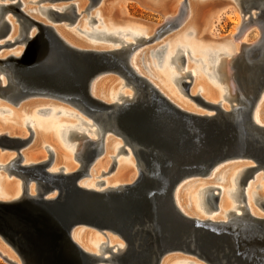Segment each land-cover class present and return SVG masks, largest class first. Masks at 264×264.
I'll use <instances>...</instances> for the list:
<instances>
[{
    "label": "bare ground",
    "instance_id": "1",
    "mask_svg": "<svg viewBox=\"0 0 264 264\" xmlns=\"http://www.w3.org/2000/svg\"><path fill=\"white\" fill-rule=\"evenodd\" d=\"M18 1H20L22 4V10L26 15L44 26L54 28L56 33L74 49L80 51L115 52V50H118L127 44L137 47L130 62L136 71L141 76L148 79L154 86H156L160 92L182 112L190 114L198 119L201 118V120L205 121L206 124L202 123V121L199 119L200 122L198 125H195V121H199L198 119H194L190 123L185 121L187 126H192V134L190 138L192 145L190 146V149H187V151H190L189 153L192 154V157L187 158L186 160H181L180 158L178 159L174 157L173 161L169 160L168 163L170 164L171 172L177 173V169H182V171H190L192 167H202L212 160H219L221 155L226 153L228 150L238 151L239 148L234 144L233 141L229 139L228 135L224 133L227 131L226 126H233L235 123H237L238 128H236V131L239 129L238 132L240 134L241 132H247L251 140L254 138L252 141L259 145L256 144V146H253L247 143L245 146H252V148L247 147V151L256 150L259 152L258 157L248 152V154L238 156L236 159H226L225 161L218 163L212 169L211 173L205 178L191 177L183 179L175 188L174 200L177 208L185 216L194 218L200 222L211 221L214 224L223 225V228L228 233H226V236L231 242H233L234 247H236V249H243L250 255V257L254 259L251 260V264H257L260 260L263 261L264 255H261L260 253L264 254V239L258 230L255 229L256 227L251 225L244 213L246 210H248L249 213L254 217L264 219V216H262L257 211V207L253 205V200H257L259 210L264 212V199L259 198L258 193L251 190V181L253 180L256 182V180L259 178L258 174H260V172H264V129H255L251 125L249 117L242 115L238 108L250 105V101H252L253 97L257 95V89L260 87V82L264 77V0H234L237 2L238 9L236 11L239 21L236 23L237 25L235 31L221 41L200 39L206 30L198 20V11L200 10L199 7L200 5H204L209 2H215L211 0H202L206 1L207 3H201L199 2L200 0H184V2L178 5V8L174 13L168 12V7L172 5L174 0H141L143 2V6L147 10L156 12L164 17V23L162 25L155 26L147 25L146 23H140L137 21H123L121 19L112 22L113 20L109 18L104 9V3L106 0H88V5L86 0H58L52 2V4L61 2L73 3L80 17L84 13L88 14L86 21H89V23H93L91 22V20H94L93 12H98V18L104 22L103 28H99V25L91 27V29L87 31H82L81 29L77 28L78 26L75 28L78 29L82 35L88 38L89 43H81L76 41L72 39L71 35L68 34L64 28L56 27L55 25L46 23L45 21L34 16V14L39 13L48 21L55 23L66 22L59 19L53 13V10L63 13L65 12V9L70 6V4L52 7H44L41 5L37 9H33L31 7L24 9V3L27 4L26 1L13 0L11 3ZM50 1L51 0H36L32 3L42 4ZM3 4L8 5L10 3H8L6 0H0V5ZM95 9L97 10L94 11ZM4 13V10L0 8V35L4 30L3 17L9 21L11 24V29L6 37L0 36V100L9 102L13 105H19L26 100L28 101L34 98L47 100L50 99L64 103L65 105L74 108L79 112L80 115L85 116L87 119L74 112L66 110L65 112H57L58 110H55L54 108L43 109L38 112V118L45 120L39 122L40 126L48 130L53 129V125H51L47 120L51 117H55L57 114H61L62 116H72L79 119L76 125H71L70 127L64 125H61L63 127L60 126V138L63 146L64 148L69 149L73 154L69 157L60 152V150H58L57 144H55V142L51 139L47 140V144L44 145L43 143L42 145L43 140L40 139L39 134H37L34 129L35 119L33 118H31L32 120L28 119L25 123V126L31 133V135L27 138L23 137L21 128H0V136H8L12 139L19 138L26 140L27 142L26 145H24L20 150H17V148L13 145L14 143L0 144V148H2L4 152L11 150L16 153L15 156H12L6 152L2 157H0V171H6L9 176L21 180L20 184L19 182L13 181V179L7 180L4 178L0 185V201L13 202L25 198L23 195L24 178L15 166V159L18 157V155L22 156L23 164L28 166L48 162L49 159L53 157V161L49 169L50 172L57 174L62 171L67 175H71L78 170L84 169L86 164L89 162V159L92 156L93 150L95 148L87 142L89 140L96 141L103 138V152L90 164L88 175L80 178L78 183L79 187L86 190L106 193L116 190L121 191L125 188V185L131 184L138 179L139 169L145 170V172L148 174L149 170L146 171L147 167L145 162L147 152L145 151L153 148H146L140 143L135 142V140H133L132 137L127 134V131L121 128L119 119L117 117V112H121L127 103L137 104L150 102L152 100L149 95L150 91L140 87L133 78L118 72L113 74H100L95 76V78H93L89 83L90 95L94 99L111 106V109L106 111H97L92 107L87 111L84 106L78 105L76 103L69 104L68 101L64 99L62 100V98H52L53 96L51 97V94H48L46 91L37 96H30L15 102L14 99L19 94L15 79L13 77V70L17 66L14 63H10L11 65L7 67L4 65V62H7L12 56L15 58L23 57L29 43V38H34L38 34V30L34 27L28 31V22L25 19L16 18L11 12L4 16ZM11 15L16 19L15 23L11 21ZM221 16L222 12H219L215 22L212 23V32H215L217 26L216 23L220 21ZM110 22L114 24V27L117 30H109L107 25H109ZM96 24H99V21L96 22ZM170 24H176V26L169 27ZM180 27L191 31V36H196V41L192 39L188 40V42L194 47L200 48V46H198L199 41H202L203 45L206 46L213 47L218 45L221 47L220 50L217 51L210 48L203 49L201 51L203 57L201 59H197L194 57V51L193 49L190 50V47L180 45L175 51H173L170 41L165 40V44L168 42L166 45L160 46L163 44L162 41V44L160 43L159 46L154 45L155 47L146 52V54L143 53L144 50L140 52V50L147 45L156 44V42L162 40L166 34L177 30ZM124 28L127 30L124 31ZM254 28L258 30L259 39L253 44H248V34L254 30ZM5 49L11 51L7 53L4 51ZM230 49H232L233 52H231ZM188 51L190 52V56L192 55L194 62L198 63L197 65L199 67L197 68L199 71L203 73L204 76L209 78L212 83L219 85L221 82H228V85L224 87L225 91L222 89L220 96L210 86H207L205 79L204 81L203 79H197V74L192 70V68L191 72H189V60H186V62L182 64L181 58L184 56L187 59V57H189ZM141 54L142 57L139 59ZM161 55L163 57H161ZM221 56H226L227 59H225V61L223 60L224 62L222 65V58L220 59ZM148 57L152 60V62H154L153 64L158 71L165 72L167 68L172 71V83L176 84L178 92L187 95L191 100L190 102H193L194 105L187 104L186 102L180 103L179 99L174 97L172 93L170 95L152 79H150L146 73L142 72L139 67V63H141V65L144 66V68L148 71L150 66L145 65V60L148 59ZM181 65L185 71L183 74L189 72L191 76H193V81L188 89H186L184 86V83L187 81V79L184 78L183 75L180 76L175 73V69L177 67L180 68ZM193 85L194 87H199V92L201 93L207 91V96L205 97L200 94L193 96L192 93L195 92H191ZM126 89H130L131 91L129 90L128 92ZM197 96H200L203 102L210 104V106H219L220 109L224 111V115L220 114L216 109H213L214 107L209 108L203 103L197 102ZM227 102L230 103V107L225 106ZM0 111L9 112V110L4 107L1 108ZM252 118L254 122L264 127V90L261 93L259 102L255 107ZM13 119L15 120L16 118L14 117ZM201 128L203 129L204 134H206L205 141L203 137L204 135L199 137L200 134H198V132L202 133V131L199 130ZM212 130L214 131V134H218L219 137H214L213 134H211L213 133L211 132ZM113 136L121 140L116 141L115 143L116 151H118V153H120L119 150L124 144L123 139L128 141L133 147L132 150L130 148L129 153L127 154V160H125L124 163L119 161V159L116 161L117 157L116 155H113L114 152L112 151V142H115V140L112 139ZM72 141H76V144H71ZM200 142H205L201 151H199L201 146ZM26 147H28L26 153L22 152V150ZM43 149H45L47 154H49L48 156L44 153ZM153 150L156 152L155 155H158L156 151L157 149ZM107 155H110L113 159V163L112 165L110 164L111 167L109 168L108 172L106 171L109 167V161H105V157H107ZM120 156L121 155H119V157ZM234 162L250 164L240 165L238 166L239 168L236 166L237 169H235L236 172L234 173V177L231 173L229 175L230 177L227 176L225 179L220 178L219 175L223 166L231 163L234 165ZM188 163L189 165H186ZM258 167L261 169H259L255 173L254 177L251 178L249 183L244 188H242L240 185V179L245 175L246 170L255 169ZM229 168H231L230 165ZM107 174H111V177L102 180V178ZM208 177L212 180H216L217 177H219L217 182H224L227 184V187L226 189L220 186L218 187L221 189V193L217 209H214L211 206L209 200L210 192L208 191V188L212 187V185H205L206 187H202L200 189V194L198 196L199 209L202 212L201 214L205 215V217H201L199 213H196V210L186 209L185 204L183 205L181 203V187L179 186L188 180L206 179ZM39 183H41V180L37 177L28 187L29 196L34 199H39L40 193L44 189V187L40 186ZM46 185L47 184L44 183L45 187ZM59 186L60 185L57 183L52 185L51 187H53V190L52 192H48L46 199L56 200L60 192ZM242 190L245 194L246 202H243ZM215 192L218 193V191ZM225 196L232 198L234 204L232 203L231 205V202H229ZM213 227L217 228L216 225L211 226V228ZM82 228H85L84 230L97 231L98 233L100 232L95 229L93 225L91 226L89 224L88 226H77L71 233L72 240L84 252L91 256L98 257L101 260H106L99 262L98 264H117L123 259V257L126 256L128 252H130L129 250H131L129 249V240H127L130 238L126 239L125 234L121 231L115 230L113 228H106V233L100 234L105 236L107 239L96 241L95 246H97L98 251H94L89 243L90 241L91 243L95 242V239L91 238L90 240V233L87 231L80 232ZM219 230L220 229H216L215 231L219 232ZM111 235L118 237L123 241V243L114 240ZM14 243L15 242L12 239L0 232V258L8 264H24L25 258L23 259V255L20 253L19 247ZM234 250L235 249H232L230 254H234ZM178 251L179 250H174L165 254L160 260L159 264L164 263L166 256L180 253ZM232 259L236 260V257L233 256ZM200 261L204 262L203 260ZM218 262L219 264H226L227 259L222 258L220 260L218 258ZM28 264L33 263L30 262Z\"/></svg>",
    "mask_w": 264,
    "mask_h": 264
},
{
    "label": "water",
    "instance_id": "2",
    "mask_svg": "<svg viewBox=\"0 0 264 264\" xmlns=\"http://www.w3.org/2000/svg\"><path fill=\"white\" fill-rule=\"evenodd\" d=\"M55 1L58 0L50 2ZM0 6L5 12L4 16L11 12L16 18H23L28 22V31L34 27L38 30L34 38H29L23 57L12 56L4 62L7 67L11 65L10 63L17 66L13 70L19 94L14 99L15 102L46 91L51 97L53 96L52 98H62L69 104L76 103L84 106L87 111L91 107L97 111H106L111 109V106L90 95L89 83L100 74L120 72L133 78L140 87L148 89L152 98L150 102L127 103L121 112H117L120 126L135 142L146 148L157 149L158 153L155 155L153 149L145 151L148 174L145 170L139 169V176L135 182L125 185L121 191L107 193L86 190L78 185L80 178L88 175L90 164L103 152V138L87 141L95 147L92 156L84 169L71 175L62 171L57 174L51 173L49 169L53 157L48 162L28 166L23 164L22 156L18 155L15 166L24 178L25 198L13 202L0 201V232L12 239L19 247L23 259L25 258L24 264L30 262L98 264L106 261L87 254L72 240L71 233L75 227L89 224L100 233H106V228H113L124 233L126 239L130 238L127 240L131 250L117 264H159L165 254L174 250L194 256L206 264H219L218 258L227 259L226 264H251L253 258L243 249L234 247L233 242L226 236L228 233L223 225L211 221L200 222L185 216L175 204L174 191L183 179L205 178L218 163L226 159H236L248 152L258 157L259 152L256 150L247 151L246 148L252 146H245L247 143L256 146L257 143L252 141L254 138L251 140L247 132L240 134L239 129L236 131L237 123L226 126L227 131H222L239 148L238 151L228 150L219 160H212L202 167H192L190 171L177 169V173L171 172L169 160L173 161L174 157L181 160L192 157L190 151H187L192 145L190 139L192 126H187L185 121L190 123L198 118L182 112L156 86L136 71L130 62L137 47L127 44L115 52L80 51L69 46L54 28L44 26L26 15L20 1ZM53 13L71 25L80 17L73 3H70L65 12L53 10ZM3 22L4 30L0 36L6 37L10 32L11 24L4 17ZM175 26L176 24L169 25V27ZM186 60L183 56L182 64ZM183 77L190 78V82L184 83L185 88L188 89L193 76L186 72ZM260 83L257 95L250 101V105L238 108L242 115L249 117L255 129H264L252 118L264 90V77ZM196 101L209 108L214 107L213 109L224 115V111L219 106H210L203 102L200 96H197ZM200 120L195 121V125H198ZM201 121L206 124L204 120ZM199 130L202 131V133L198 132L199 137L204 135L205 141L206 134L202 128ZM211 132L214 137L218 136L213 130ZM123 140L124 144L119 152L128 154L133 147L128 141ZM11 143L20 150L27 142L19 138L0 136V144ZM200 143L199 151L202 150L205 142ZM259 169L261 168L246 170L245 175L240 179L242 188ZM37 177L41 180L39 185L44 189L39 199H34L29 196L28 187ZM44 183L47 184L46 187ZM56 183L60 185L58 198L46 199L48 192L53 190L51 186ZM208 191L211 206L217 209L221 189L210 187ZM242 199L246 202L243 190ZM244 214L264 239V219L254 217L248 210ZM214 225L217 228H211ZM216 229H220L219 232H216ZM232 249H235L234 254H230ZM233 256L236 260L232 259ZM257 264H264V260H260Z\"/></svg>",
    "mask_w": 264,
    "mask_h": 264
},
{
    "label": "rangeland",
    "instance_id": "3",
    "mask_svg": "<svg viewBox=\"0 0 264 264\" xmlns=\"http://www.w3.org/2000/svg\"><path fill=\"white\" fill-rule=\"evenodd\" d=\"M6 1L8 3H11L13 0H6ZM14 1H17V0H14ZM21 1L27 2V4H25L23 2L24 3V9H26L27 7L37 9L41 5L44 7H52V6H60V5L62 6V5H69L70 4V3H62V2L57 3V4H52L50 2L37 4V3H32L36 0H21ZM193 1H195V0H193ZM211 1H215V2L207 3L206 1H202V0L199 1L201 3H203V2L207 3L204 5H200V7H199L200 10L198 11L199 23L201 25H203L204 29L206 30L200 39L201 40H211L212 39V41H215V40L221 41L235 31V28L237 25L236 23H237V21H239L238 14L236 11L238 9L237 8V2L234 0H211ZM86 2L88 5L89 4L88 0H86ZM182 2H184V0H174L172 5H170L168 7V12L174 13L177 10L178 5ZM104 9H105L106 13L108 14L109 18L111 20H113L112 22L121 19L123 21H137L140 23H146L147 25H153V26L162 25L164 23V17L162 15L156 13V12L147 10L143 6V2L141 0H106L104 3ZM96 10L97 9H95L94 11H96ZM219 12H222L221 19L219 22L216 23L217 26H216L215 32H212L211 31L212 23L215 22L216 17H217ZM93 14H94L93 15L94 16L93 17L94 18L93 23H89V21H86L88 18V14L84 13L81 15V17L78 19V21L72 25L69 24L68 22H57V23H55V22L48 21L44 16L40 15L39 13L34 14V16L38 19L45 21L46 23H51V25H55L56 27L64 28L67 31V33L71 35L72 39H74L76 41H79L81 43H89L88 38H86L84 35H82L78 31V29H75V28L78 26L77 28L81 29L82 31L90 30L91 27H94L96 25H99V28H103L104 22H103V20H100L98 18V16H97L98 12H93ZM10 19H11V21H13L15 23L16 19L12 15L10 16ZM98 21H99V24H96V22H98ZM107 27L109 28L110 31L117 30L114 27V24H112L111 22L109 23V25H107ZM126 30L127 29L124 28V31H126ZM191 34H192L191 31H189L187 29L185 30L182 27H180L179 29L174 30V31L166 34V36H164L162 38V40L157 41L156 44L147 45L146 47L141 49L140 52L144 50L143 53L146 54V52H148L150 49L155 47L154 45L159 46L160 43L162 44V41H163V44L160 46L166 45L168 42L166 44H165V42L170 41L172 48H173V51H175L180 45L190 47V50L193 49L194 55H195L194 57H196L197 59H201L203 57V55L201 53V51L203 49L210 48L212 50H217V51L220 50V48H221L220 46H218V45H215L213 47L206 46V45H203L202 41L201 42L199 41L198 46H200V48L194 47L191 43L188 42L189 39H192L194 41L197 40L196 36H191ZM258 39H259L258 30L254 28V30H252L248 34V37H247L248 44H253ZM19 48H21V47H19ZM4 51H6L8 53L11 50L5 49ZM230 51L233 52L232 49H230ZM142 54L139 56V59H140V57H142ZM188 56L189 57H187V61L189 60L188 61L189 72H191V68H192V70L195 71L197 74L196 78L197 79L199 78L200 80L203 79V81L205 79L207 86H210L220 96L222 93V89H224L223 91H225L224 87L228 85V82L224 81V82L219 83V85H215L214 83L211 82V80H209V78L204 76V74L199 71V69L197 68V67H199L197 65L198 63L194 62V59H193L192 55L190 56L189 51H188ZM161 57H163V56L161 55ZM221 58H222V60H221L222 61L221 65H222L226 59V56H223V57L221 56L220 59ZM153 63L154 62H152V60L149 59V57H148V59L145 60V65L150 66L148 71L144 68V66L141 65V63H139V67L143 73H146V75L150 79H152L156 84H158L162 89H164L170 95L172 93L174 97L178 98L180 103L186 102L187 104L194 105L193 102H190L191 100L189 99V97L187 95H184L183 93L178 92L176 84L172 83V71L169 68H167V70L165 72H160L155 68V65ZM213 64H214V62H213ZM183 69L184 68L181 65L180 68L177 67L175 69V73L182 76V75H184L183 73L185 72ZM186 79H187V81L190 82L189 77ZM129 90L126 89V91H128V92H129ZM199 91H200V88L194 87V85L191 88V92H194V93H192L193 96H196L198 94L205 96V97L207 96V91H204L202 93ZM30 104H32V105H30ZM19 105H13L9 102L0 100V109L4 107V108H7V110H9V112L0 111V128L1 129H7L8 127L21 128V131L23 132L22 133L23 137L27 138L31 135V133H30L29 129L25 126V123L28 119L33 118V119H35L34 129H35L36 133L39 134L40 139L43 140L42 145H43V143H44V145L47 144L46 143L47 140L51 139L55 142V144H57L58 150H60V152H62L65 156L69 157V156L73 155L69 149L64 148V146H63V143H62L61 138H60L61 137L60 126L64 125V126L70 127L71 125H76L78 123L79 119L72 117V116H65V115L62 116L61 114L60 115L57 114L55 117H51L47 120L51 125H53V129L48 130V129H44L40 126L39 122L45 121V120L38 118L39 117L38 112L40 110H43V109L54 108L55 110H58L57 112H59V111L65 112V110H66V111L74 112V113L80 115L77 110H75L74 108H72L68 105H65L64 103H60L58 101H54V100H50V99L47 100V99L34 98V99H30L28 101L26 100L25 102L20 103ZM225 106L230 107L231 105H230V103L227 102L225 104ZM199 110H200V108H199ZM68 114H71V113H68ZM80 116L83 118H86L85 116H82V115H80ZM14 117L16 118L15 120L13 119ZM61 127H63V126H61ZM112 139L115 140V142H112V151L114 152L113 155H116V157H117L116 161H118L117 159H119V161L124 163V161L127 160V154L118 153V151H116V144H115L116 141H121V140H119L118 138H116L114 136ZM71 144H76V141H72ZM42 145H41V149H42ZM28 147L23 149L22 152L26 153ZM43 151L45 154H47L45 149H43ZM115 151H116V153H115ZM6 152H7V154H10L12 156L16 155V153L11 151V150L4 152L2 150V148H0V157H2ZM48 155L49 154H47V156ZM119 155H121V156L119 157ZM103 157H105V156H103ZM105 161H109V167L107 168V171H106V172H108L109 168L111 167V165L113 163V159L111 158L110 155H107V157H105ZM234 163H235L234 165L231 163V164L223 166L222 170L220 171L219 177L225 179L231 173L234 177V175H235L234 173L236 172L235 169L239 168L238 166L250 164V163H236V162H234ZM229 165L231 166V168H229ZM236 166H237V168H236ZM258 175H259L258 176L259 178L256 180V182L253 180L251 181V190L256 191L259 195V198L264 199V172H260V174H258ZM109 177H111V174H107L106 176H104L102 178V180L108 179ZM219 177H217V179ZM4 178H6L7 180L13 179V181L19 182L21 184L20 179H17L15 177H11L8 175V173L6 171L1 170L0 171V185H1V182ZM217 179L212 180L211 178L208 177L206 179H192V180L185 181L183 184H181L179 186V187H181V195H180L181 203L183 205L185 204L186 209L196 210V213H199V215H201V217H205L204 214H201L202 212L199 209L198 196L200 194V189L202 187L203 188L206 187L207 185L209 186L210 184L212 185V187H214V186L219 187L220 186V187H223L226 189L227 184H225L224 182H217ZM225 198H227L229 200V202H231V205H232V203L234 204V201L232 198H230L228 196H225ZM253 205H255L257 207L256 208L257 211L262 216H264V212L260 211L258 208L257 200H253ZM84 229L85 228H82L80 232L87 231L90 233L89 239L90 240H91V238L95 239V242L91 243V241H90V243H89V239H88V243L92 247V249H94V251H98L97 246H95L96 241L106 240L107 238L105 236L101 235L100 233H98L97 231L84 230ZM111 236L114 240L123 243V241L121 239H119L118 237H114L113 235H111ZM0 264H8V263H6L3 259L0 258ZM163 264H205V263L198 260L197 258H195L193 256H189V255H185V254H181V253H176L173 255L166 256Z\"/></svg>",
    "mask_w": 264,
    "mask_h": 264
}]
</instances>
